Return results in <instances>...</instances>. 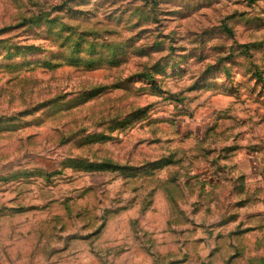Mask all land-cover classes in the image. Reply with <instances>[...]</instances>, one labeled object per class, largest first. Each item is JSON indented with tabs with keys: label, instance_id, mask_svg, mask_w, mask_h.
<instances>
[{
	"label": "rangeland",
	"instance_id": "rangeland-1",
	"mask_svg": "<svg viewBox=\"0 0 264 264\" xmlns=\"http://www.w3.org/2000/svg\"><path fill=\"white\" fill-rule=\"evenodd\" d=\"M0 264H264V0H0Z\"/></svg>",
	"mask_w": 264,
	"mask_h": 264
}]
</instances>
